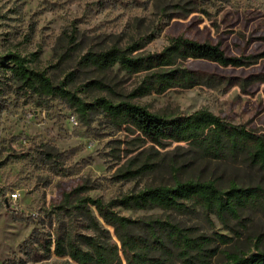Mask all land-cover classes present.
Instances as JSON below:
<instances>
[{
  "label": "rangeland",
  "instance_id": "obj_1",
  "mask_svg": "<svg viewBox=\"0 0 264 264\" xmlns=\"http://www.w3.org/2000/svg\"><path fill=\"white\" fill-rule=\"evenodd\" d=\"M177 35L217 44L246 63L191 59L189 67L221 81L161 92L142 87L143 73L79 63L86 52L113 45L159 51ZM10 51L23 54L30 67L55 82L73 72L69 87L87 102L130 101L167 116L207 108L264 134V0H0V55ZM189 179L225 189L264 187V168L242 155L213 159L184 142L154 143L132 127L113 125L99 109L80 115L64 99L28 94L0 75V264H77L69 256L47 254L37 240L54 236L58 226L91 233L71 213L81 198L109 202ZM186 204L188 211L113 208L133 219L168 220L193 236L214 238L206 246L213 250L197 264H228L231 254L264 250L263 209L245 208L238 218L220 219ZM103 226L119 244L113 228ZM221 235L230 240L223 243ZM153 255L181 264L176 256Z\"/></svg>",
  "mask_w": 264,
  "mask_h": 264
},
{
  "label": "trees",
  "instance_id": "obj_2",
  "mask_svg": "<svg viewBox=\"0 0 264 264\" xmlns=\"http://www.w3.org/2000/svg\"><path fill=\"white\" fill-rule=\"evenodd\" d=\"M69 38L71 43L75 42L73 34ZM140 49L139 44H132L113 45L101 51L90 50L81 56L79 63L99 69L118 65L129 73H143L142 87L159 92L175 85L193 87L221 81V77L189 67L191 59H207L222 66L246 63L244 58L227 55L217 44L200 42L184 35L172 36L159 51L140 52ZM1 74L28 94L64 99L80 115L99 109L113 125L132 127L154 143L163 145L166 140L184 142L203 156L213 159L242 155L250 163L264 168V134L254 133L243 124L229 122L207 108L167 116L130 101L114 102L99 97L87 102L69 87L73 72L65 80L55 82L45 71L30 67L27 58L18 51L0 55ZM186 203L201 208L207 216L238 218L245 208L264 210V187L232 184L225 189L213 181L189 179L178 181L173 186L147 187L109 202L88 196L81 198L71 213L79 215L91 233H75L58 226L54 236L38 238L37 243L47 254L69 256L77 264H118L123 258L126 264H173L153 255L154 252L176 256L181 264H197L204 259L203 256H209L205 251L213 250L206 246L214 238L193 236L185 228L168 220L133 219L113 208L114 204H118L128 209L161 207L188 211L189 205ZM103 223L113 228L119 244L111 241L109 229ZM223 237L221 235L223 243L230 240ZM228 264H264V250L247 255L231 254Z\"/></svg>",
  "mask_w": 264,
  "mask_h": 264
}]
</instances>
